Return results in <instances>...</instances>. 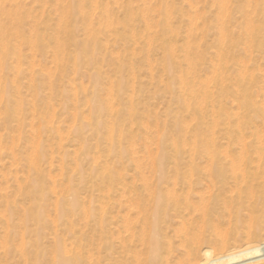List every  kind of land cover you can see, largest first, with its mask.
<instances>
[{
	"label": "bare ground",
	"instance_id": "6f19581e",
	"mask_svg": "<svg viewBox=\"0 0 264 264\" xmlns=\"http://www.w3.org/2000/svg\"><path fill=\"white\" fill-rule=\"evenodd\" d=\"M87 1L88 0H85L84 3H86ZM228 1L230 3V0L213 1L216 12H215L213 25L211 26V30H215V38H214L215 42L211 47L213 48V52L211 53L212 61H210V66H209L212 74L211 75L212 78H210V80L208 79L206 81L204 80L202 81L198 76L194 78V76H196L195 70L197 65L203 64L202 62L200 63V61L198 60L201 58L203 59V57L205 56V53L204 52L202 53V51L200 50L202 48L201 45H199L198 49L197 46L195 47L197 50L196 49L191 50L190 45L180 46L184 59L185 57L187 58L186 67L189 68L188 69L189 71L191 70L190 73H188L190 74L191 77H182L184 71L180 69L181 61L178 60L180 57L178 58V56L176 55L177 47H175L174 45L175 43L172 40L173 32H174L173 24H172V20H173L172 16L175 7L173 5L170 6L169 0H163V2L160 3L158 7L160 19L156 23L153 22L159 28L160 33H157L155 31L154 35H150V34L148 35L147 39L149 42H147V40H144L148 44L155 39H159L160 41V46H161L160 48L163 54L162 62L164 64L162 68L163 71L165 72V75H168V79L170 78L169 81L164 82L163 91L165 90L164 91L165 94L166 95L168 94L170 96V101L169 104L167 105L164 119L161 122L160 121L159 122L160 125L162 123V126L166 130L169 131L170 130L169 128H171L173 132L174 131L177 132L178 136L176 140L173 141L174 147L171 155L170 154L166 155L164 151L165 150L164 147L166 145L165 144L166 136H161V137L157 136L159 143L158 151H160L161 154L160 156L156 155V158L153 162H151L150 160L151 164L153 163L152 166L150 165L152 167L151 170L153 174V182L149 183V179L147 178H145L144 180L142 179L141 185L144 186L142 187V191L143 188H145L144 192H149V189L151 188L150 193H152L153 195L150 211L148 213V220L145 221L146 222L145 226L147 229L145 232V236L147 237V239H145L146 243L144 244L143 249H145V255H147V257L144 260L143 264H169L168 260L165 259L166 258L165 254L167 256V254L172 252V243L170 242L171 239H168L169 238L168 234H166V232H162V227L165 225L166 220L169 217L171 211L174 212V214L178 218L177 226H179V229L176 230L177 231L176 234H178L177 237L180 238L179 247L182 248L181 251L183 252L180 261L178 259V261L174 264H235L237 262L246 261L248 256L263 257L261 259L255 260L250 264L253 263L260 264L259 262L264 261V243H260L253 246L251 242L247 243L245 240L247 244L240 246L235 245L238 242L237 239L241 237L239 235L238 228L240 225L241 213L244 207H246L247 211H249L253 217H256L257 219L258 218L262 219L258 223L254 222V224L252 225V222L250 223V218H249L248 221L250 224L247 222L249 228L248 230L245 231L246 232L245 235L248 238H250V240L252 239L254 240L259 236L261 232L264 231V205L263 204H262L263 206L259 205V203L264 202V186L262 185L261 177H260V171H261L260 157H261L262 147L258 139H255L256 136L254 133L256 132H253L251 134L252 136H254L256 146L253 145L254 143L253 137L251 143L245 142L246 130H247L246 127L248 122H250L253 119H259V117L261 116L260 105H258V102L255 99L257 96L256 94H259V90L261 89L260 77L258 74H255L254 66H251L250 64L249 67L247 62L251 63L253 61V58L256 55L261 54L263 50L264 0H244V7L242 6L243 8H241L240 10L242 18L239 24V28L241 27V30L243 29L242 31L243 35L240 34L242 37L239 35L236 41L233 38V34H232L233 30L231 32L229 29L233 19L228 9ZM114 2H116V0ZM92 4L93 3L91 2V5ZM14 7H16V5ZM92 7L94 6H91V8ZM88 8L89 7L83 3L82 4L78 3L77 5L72 4L70 2L68 5L64 3L57 4L58 11L59 12L61 11V14L65 16V17L62 16L63 19L62 25H64V27L60 28L61 33L64 34V38L63 39H61L62 37L59 38L61 39V42L52 41L53 43L51 45L49 44L50 46H52L51 52L49 51V53H52L55 60L56 72L61 73V77L60 75L59 77H55L52 76V74L51 75L49 74L51 77L49 76L46 77L47 83L45 80L46 84L45 83L43 84L41 82V78L39 77V74L38 75L33 74L31 69V73L33 76H35V78L34 80L32 79L33 77L29 79L31 80V82L33 81L34 82L30 83L29 81H27L31 84L32 93H33L32 96L30 95L31 97L30 100L32 99L33 102L32 104L29 103L31 105L30 106L31 108H29V111L27 113H29V115L30 113L35 114L36 119L35 116L33 118L34 120L37 121L39 127L38 132L40 135L41 132H45L46 134H49L48 136L49 139L57 140L56 141L57 143L54 141L57 146V147L55 146L56 149L54 148L55 149L54 155H57L59 161H61L60 165L62 166V169L66 168L64 161L67 159L68 156L72 155V153H69L67 150L63 149L62 140L66 139V141H69L70 138H72V136L74 135L73 137L77 138L78 141H80V143L82 144V146L80 144L81 148L77 150V154L75 153L76 150L74 151L75 160H71V162L74 163L75 168L74 169L72 168V171L73 170L74 171L72 175L69 176L68 178V182H67L68 188L65 194L59 197H56L57 195H55L56 199L54 203H51L54 205L53 208L58 216V222L54 223L55 230L52 231V233L50 234L51 244H52L50 246L51 247L50 250L52 251L53 249L54 254L53 252L51 253L53 256H55V262L57 259L56 264H92L93 260L86 262L85 259L83 260L84 258L83 254L80 253L81 257H79L76 253H73L72 251L67 249L66 245L62 243V239H61L62 233L59 232L57 227L59 228V226H61L64 228L65 232H68V235L67 234L66 235L69 236L70 239H73L72 244H74L75 248L79 247L80 239L78 240L75 237L77 231L74 230L75 225L72 222V219H70V217L79 216L83 220H85L87 224H90V227H92V232H93V235H91V237L92 236L97 237L99 235L98 230L100 232V235L102 234L103 236L106 230L105 214H106L108 200L110 199L112 193H117L120 195L119 193L120 189L115 190L114 183L116 180L117 185H119V180L122 178L121 177L115 178L114 177L115 174L113 176L112 168L107 160L108 157L103 154L102 152L103 149L101 150L100 146L105 145L107 149V153L109 154L118 153L119 143L117 141L116 135L118 132V136H119V130L120 131L122 130L120 128L121 126H123L122 123L124 121V118L130 121L131 123H134L135 119L139 117L138 116L139 112L137 107L138 103H136L139 99H136L135 97L133 98L130 95L131 94L135 95L138 93V91L141 92L142 85H140V82H137V86H136V84L133 81L131 82L130 76H129L130 77L129 80L123 79L120 76H116V75L114 79H112L113 77H111L110 79V77L106 78L104 76L101 63L104 62L107 58L106 55L102 54L103 50L107 49V44H105V42H104L105 45L102 44L104 40L102 39L103 41L101 42L102 37L100 38L99 36H103L107 38V36H109L108 30L111 29H106L103 31V29L99 27L96 30L93 28H88V26H91L89 20L90 12L88 14L87 11H85ZM125 8H126V14H128L129 17L132 16L133 19H135L136 17L134 15L135 12L133 14V11L131 10L132 7L129 8L128 6H126ZM190 8L191 10L193 9V7ZM153 12L155 11H152V13ZM21 13L23 12L21 11ZM109 14L110 13L106 12V22L111 21L108 18ZM93 15H95V13ZM184 15H182V17H184ZM5 16L10 18L13 15L6 13ZM193 16L196 17L194 14ZM72 18L80 19L79 21H81L83 24L82 26L83 33L85 34V38L83 40L84 43H80L79 41H77L75 38V31L73 29L68 28L67 21L72 20ZM147 19L143 20L145 29L150 30L152 28L154 29V27L156 29V26L153 27L151 21H149L150 19L149 20ZM188 19L189 20L187 21V25L189 24L188 26L190 28L187 29V31H189L188 33H190L193 27L191 23L192 20L191 14H189ZM195 19H197V17L193 18L194 21ZM16 20H18V16ZM24 20L25 18L22 17V21ZM19 21H21V19H19ZM64 21H66L67 24H64ZM2 23L0 24V125H2L1 127H4V129L7 132L9 130H15L17 132L18 129L23 131V128L26 126L25 116L27 115V113L24 108L27 109L25 105L27 106L29 105L28 104L29 99L28 101L25 100L27 101L26 103L23 102L24 99L22 101V96L20 94V91L22 87L25 86L24 83L21 82L24 85L22 87L19 86V84L21 83H19L16 77V81H14L13 78V82L8 84L7 81H5V77L6 79H8V77L10 78L11 76V75L6 76L8 74V70L6 71L7 67L11 68V71H13V73L15 72L14 75L16 76H19L22 72L23 73L26 72L27 69L22 71V68L24 66L23 61H21L22 54L19 56L18 52L21 51L22 49L21 46L23 43L25 46H27V44H25L23 36L21 35L18 36L19 35L18 34L17 36L13 37L12 40L18 39L23 42L21 45L19 44L20 48L18 47L19 51L17 52L16 48L18 46V42L16 46L14 44L15 41L13 43L14 45H11L12 35H9V32H7V29L2 25ZM110 23L112 24V22ZM124 23L127 24L125 21ZM109 24L107 25L108 27L111 26V25L109 26ZM112 27L114 28V26ZM50 31L53 30L51 29ZM49 34L47 35L48 37H46L45 35L46 38H44L43 36L44 34L41 35V33H39L36 30L35 33L33 34V39H32L33 41L28 42L29 46L32 49H35V52H40V54L42 52L47 53V49L49 45L48 44L46 45L45 40L49 38ZM186 34L187 33H185V36H187ZM31 35L32 34H30V36ZM112 35H114L115 38L116 37L118 38L120 36V35L118 36L117 30L115 28L112 31ZM50 37H52V35H50ZM9 38L10 40H8ZM198 39L199 42L200 38ZM125 42L126 41H124L123 43ZM185 44H186V40H185ZM238 46L242 47L244 56L247 57L246 58L247 61L238 62L236 59L234 60V54L232 50H235V48L237 49ZM70 47H72L74 50L70 51L69 50ZM72 52L74 53L73 54L74 58L72 56ZM46 55L47 54H45V56ZM99 56L102 62H100ZM27 57L28 56H26L25 58ZM36 57L37 59H39L38 56ZM71 57L74 59V60L72 59L73 61H71L72 71L74 70L77 71L78 68L82 67L81 62L84 59H87V61L84 60L86 61V64L87 62H89V64L90 62L93 63V67H92V69L94 70V73L92 72L93 80H91L90 78L89 79L94 82L91 83L89 86L82 88L80 90L77 88H72L71 85L74 84L73 80L72 82H70L71 81L70 80L67 83L68 85L71 86L69 89H67L66 86H63L62 82H59V79L63 78L62 77L63 74L66 72L67 68L69 67L67 65V62H69L68 60ZM22 58H23L22 60H24V56ZM29 58L30 57H28V59ZM113 59L116 66L115 74H118L119 72L121 73V71H126L130 75L134 74L135 60L133 58L129 59V57H127L128 60L127 59L123 60L120 57L117 58L114 57ZM24 61L26 62V60ZM35 66H37V64ZM40 66H45V65H40ZM53 66H54V62H53ZM149 66L148 68L150 69ZM45 71L43 73H45ZM4 72L7 73H5V75L3 76ZM56 72L55 74H57ZM66 74L67 73H65V76ZM151 74H153V72L150 73V76ZM209 76L210 75L208 74L207 78H209ZM70 77L72 76L70 75ZM8 81L10 80L8 79ZM29 83L28 85L26 83V85L29 86ZM177 85L180 86V91H179L180 94L178 95H176ZM27 86H25V88ZM157 87L158 86H156L155 90L157 89ZM45 89L48 90V94H49L48 95L49 102L47 103V105H46V97L44 96L45 97L44 98L43 95H41L42 93L41 91L46 92ZM157 91L159 92V90L157 89L154 93H156ZM11 92H13V95L11 94ZM104 92H106L107 94L106 96L104 95ZM128 92L129 93L131 92L130 95L127 94ZM22 93H24V90H22ZM102 93H103V97L105 96V99L101 98ZM154 93L153 96H155ZM78 94H80L82 97L81 102L85 104L83 107L87 106L88 113H84L83 111L80 110V105L79 102L77 101ZM123 95L128 97L123 98ZM27 96L28 95H26V97ZM58 99H59V103L56 104L58 101L54 103V101ZM78 100H80V98H78ZM172 100L179 102L180 106L176 110V115H175L176 120L172 121L173 125L170 126L171 119H169V117L172 114V110H171ZM229 100L237 106L236 110H228L225 107V103H227ZM69 106L71 110H73L72 116L74 118H72V116L71 118L74 119L73 121L74 124H72L71 127L69 126L70 130L66 131L67 132V134L65 133L66 135H63V133H61L62 124L60 125V122L58 121L59 117H57V112H58L57 108L59 109V111H64L67 110ZM183 113L191 117L188 119L194 122L192 126L191 125L188 126L187 123L181 121L182 119L179 120L181 118L180 115H182ZM248 114L250 116H248ZM31 129L34 128L31 127ZM85 131H89L88 136L85 134ZM187 131H189V133L191 134L190 135L191 138H189V140H186L184 136V134L187 133ZM170 132L171 131H169V133ZM21 133L22 132H20V134ZM219 134H221V137H223L226 140L228 146H233L235 144L238 148L233 151L231 150L230 147H226L227 145L226 144L224 145L226 149L221 151V147L219 146L218 143ZM257 134L258 133H256V135ZM1 140L3 141L2 137L0 139V146L2 144ZM90 140L95 141V145H96L95 147L99 149L97 151L98 155H96L95 152L96 156L95 155L93 157L91 156V158H89L90 148L89 147L84 148V146L88 145V141ZM35 142L36 141H34V143ZM44 145L45 143L43 141L38 142V144L36 145L37 147L31 150L32 155H28L29 157H25V160L28 164L27 168L29 169V171L27 170L28 176L25 174L26 179L24 176L25 180L23 179L24 180L23 182H18V180H16L17 182H15L17 183L15 186L16 190L19 192L20 196L22 197V201L20 199H15L13 201L5 200L6 207H3L4 212L2 211L4 214L1 215L0 217L2 223L0 224V227L1 225H3L2 226L3 228L1 227L0 229V231L2 230V234H0L1 236L0 238L2 240L0 239V241H3L1 242L2 246L1 245L0 246L1 249L3 250L2 256L4 260L6 259L5 261L6 263L8 262V264L13 261V256H15V252L20 254L18 258L22 259V262H26L27 264L41 263L40 260L42 259V254L44 253L43 240H44L45 231L47 230L48 226L53 224V220L51 221L50 219L49 221L46 218L47 216L45 212V203L49 200V192L52 193L54 192L53 190H55L56 188L55 187L56 182H54L53 184H51L50 182L49 187L46 186V184H48L47 178L49 177H47L48 174L45 176L46 174V173L44 174L45 170L41 168V163L43 162L46 163V161H48V159L46 160L47 157H45V155L42 152ZM12 148L14 149V147ZM96 148H94V151L97 150ZM155 148L157 147L155 146ZM249 148H252L253 156L254 155L256 156V160L254 159L253 156L252 158L249 156ZM52 155L53 154H51L50 158H52ZM79 157L86 158L85 160L87 162H90V167H89L90 172L87 176L92 179L94 178L95 181H97L96 183H98V186L100 187L99 192L102 193L101 204L95 206L94 203H90L89 205L87 203L88 208H86V210L83 208L85 205L84 206L82 205L84 202L83 203L80 202L78 193L76 192L78 190L72 187L69 188L70 184L72 183L71 179L79 175V171H78L79 164L77 163V161L80 160ZM197 157L202 160L204 159V163L205 162L207 163V166L205 165L206 168L205 167L203 168L202 165H201L202 167L201 166L199 167L195 164V162L197 161L196 160ZM48 158H49V153H48ZM55 159L56 157L53 158V161ZM21 161L23 160L20 159V162ZM255 161L257 162L256 164L257 166L255 165L251 167L250 164L253 165V162ZM129 162L132 163L131 160ZM1 165L2 164H0V166ZM166 166H169L168 168L170 169H168ZM0 172L2 173L3 170ZM118 172L119 171H117V175ZM12 176H14V173ZM77 179H81L82 183L85 181L84 178L81 176H78ZM203 182L204 185H206L207 187L206 188L207 191L204 190V186L202 189L204 192L206 191L207 194L198 191L197 186L200 187V185H202ZM176 185L180 186L181 189L176 188L175 187ZM217 191H220L221 194H217ZM229 191L233 192L232 197L229 198L222 197V193L226 194ZM4 192L3 194H5ZM230 194L231 193H229V195ZM139 196L140 195H138L139 201L143 200V196L142 195L140 197ZM198 196L200 197V199L198 198ZM193 198H195L196 200L193 201ZM260 207H262L263 209ZM78 209L80 210L76 213ZM248 214L249 213H247V217ZM256 214L258 215L256 216ZM225 215H227L226 220L229 218L231 222L233 221L232 233L228 234L229 235L228 240L226 238L223 239L222 238L223 235H221V232L219 231H218L219 232L218 235V232L215 231L217 228L214 230L212 229L213 231L211 230L213 226L215 227V225L213 224L214 223L213 219L223 220L225 219ZM66 217L68 220H66ZM15 220H17V225H14L13 223ZM138 222L139 220L137 219V221H135L133 224V230L131 233V237L133 239L137 238L138 236L140 237V235H137L138 226L140 224ZM227 224H229V222ZM230 240L232 241V243L229 242ZM15 242L18 243L14 245ZM72 244L68 246L71 247ZM105 244L106 243H102L103 248H105ZM81 247L83 246H80L79 248ZM127 252H130L129 248ZM137 255L135 256L134 262L135 264H140L139 262L140 257L136 258ZM52 260L54 259L52 258ZM55 262H53V264H55ZM124 264H126V262Z\"/></svg>",
	"mask_w": 264,
	"mask_h": 264
},
{
	"label": "rangeland",
	"instance_id": "374dc122",
	"mask_svg": "<svg viewBox=\"0 0 264 264\" xmlns=\"http://www.w3.org/2000/svg\"><path fill=\"white\" fill-rule=\"evenodd\" d=\"M89 1H91L94 5L93 4L91 5V2H89ZM114 1L113 0H106V1L105 0H88L86 3H84L85 0H3V1L0 0V11L2 12V13L0 12L1 13L0 14V21H1L0 24L3 22L2 25L7 29V32H9V35H12L11 36L12 38L10 37L11 41H12L11 45L15 44V46H16L17 42H18V46L16 48V51L17 52L19 51L18 47L20 48V45L23 42L21 40H18V39L12 40L13 37L17 36L18 34H19L18 36H20V35L23 36L24 42H25V44H27V46H25L23 43L21 46L22 47L21 51L18 52L19 56L22 54L21 55V61H23V65H24L22 68V71L27 69L26 72L25 73L22 72L19 76H16V75H14L15 72L13 73V71H11V68L7 67L6 71L8 70V74L6 76H9V75H11V76H10V78L8 77V79L10 81H8V79H6V77H5V81H7V83L10 84L13 82V78H14V81H16V77H17V80L19 81V83L22 82L25 84V86H27L29 82L30 83L34 82V81L31 82V80H30L32 77H33L32 78L33 80L35 78V76H33L32 73L36 74V75L39 74V77L41 78V82L43 84L45 83V80L47 83L46 77H48V76L51 77L50 76L51 74H52V76H55V77H59V75L61 77V73L56 72L54 57H53L52 53H49V51L51 52V47H52L50 45L54 41L55 42L56 41L61 42V39L64 38V34L61 33V31H60V28L64 27V25H62V20H63L62 16H64V15L61 14V11L60 12L58 11L57 4L64 3V4L68 5L70 2L72 4L77 5L78 3L79 4L83 3L89 7L85 11H87L88 14L90 12L89 20H90V24L92 27L88 26V28H93L96 30L99 27V28L103 29V31L106 29H111V30H108L109 36H107V38H105L103 36H99L100 38L102 37L101 42L104 40L102 44H104V42H105V44H107V49L103 50V53H102V54L107 56L106 60L104 62H102L100 60L101 58L99 56V60H100V62H102L101 66H102V71L104 73V76L106 78L110 77V79H111V77H113L112 79H114V77L116 75V76H120L121 78L127 79V80H129V78L131 77L130 78L131 82L133 81L136 84V86H137V82H140V85H142L141 92L138 91V93L135 95H132V94L130 95L131 92L127 93L128 95L132 96L133 98L135 97L136 99H139L136 102V103H138L137 107H138V112H139L138 116L139 117H137L135 119L134 123H131L130 121H128L127 119L124 118V121L122 123L123 126H121V128H120L122 130L121 131L119 130V136H118V132L116 135L117 141L119 143L118 144L119 152L109 154V153H107V149H106L105 145L100 146V149L101 150L103 149L102 150L103 154L108 157L107 160L110 163V166L112 168L113 176L115 174V176H114L115 178H118V177L122 178L119 180V185H117L116 180L114 183V189L115 190L120 189V192H119L120 195L117 193H112L110 199L108 200L106 214H105V216H106V222H105L106 230H105L103 236H102V234L100 235V232L98 230L99 235L97 237H93V236L91 237V235H93V232H92V227H90V224H87L85 222V220H83L79 216L70 217V219H72V222L75 225L74 230L77 231V234L75 235V237L78 240L80 239L79 247L80 246H83V247H81V248L76 247L75 248L74 244H72L73 239H70V237L67 236L68 232H65L64 228L61 226H59V228L57 227V229L59 230V232L62 233L61 234L62 243L66 245L67 249L72 251L73 253H76L79 257H81L80 253L83 254L84 255L83 260L85 259L86 262L93 260L92 264H124L125 262H126V264H131V263L135 264V262H134L135 256L137 255V252H138V255L136 258L140 257L139 262H140V264H143L144 260L147 257V255H145V249H143L144 244L146 243L145 239H147V237L145 236V232L147 230L146 226H145V223H146L145 221L148 220V213L150 211V206L152 203V196L153 195H152V193H150L151 188L149 189V192H144L145 188H143V191H142V187H144L143 185H141L142 179L144 180L145 178H147V179H149V183L153 182V174H152V170H151V168H152L151 166L153 163L151 164V162H153L155 160L156 155L160 156V154H161V152L158 151V149H159L158 137L159 136L160 137L166 136V140H165L166 145L164 147V149H165L164 151H165L166 155L167 154L171 155V153L173 152V147H174L173 141L176 140L178 133L175 131L173 132V130L171 128H169L170 129L169 131H171L169 133V131L166 130L162 126V123L160 125V122L164 119L166 108H167V105L169 104V101H170V96L168 94L167 95L165 94V92H164L165 90L163 91V88H164L163 86H164V82L169 81L170 78L168 79V75H165V72L163 71V68H162L164 65L162 62L163 54H162V50L160 48L161 46H160L159 39H155L152 42H150L149 44L147 43V42H149L147 39L149 34L154 35L155 31L157 33H160L159 28L154 23H156L160 19L158 7H159L160 3L163 2V0H116V2H114ZM213 1L212 0H169L170 6L173 5L175 7V9L173 10V16H172V18H173L172 24H173V29H174L172 40L175 43L174 44L175 47H177L176 55L178 56V58L180 57L178 59L179 61H181V63H180L181 68L180 69H182L184 71L182 74V77H191L190 74H188V73H190L191 70L189 71L188 70L189 68L186 67L187 58L185 57V59H184L183 53L181 52V49H180V46L181 45H190L191 50H194V49H196L195 48L196 46L198 49L199 45H201L202 48L200 50L202 51V53L203 52L205 53V56L203 57V59L201 58L198 60V61H200V63L202 62L203 64L197 65L196 70H195L196 76H194V78H196L198 76L200 78V80H202V81L203 80L206 81L208 79L210 80V78H212L211 77L212 74H211L209 66H210V61H212L211 60V58H212L211 53L213 52V48H211V47L213 46V44L215 42L214 41L215 30H211V26L213 25L214 18H215V12H216ZM42 2H44V3H42ZM95 2H96V4H95ZM116 3H117V5H116ZM15 5H16V7H14ZM239 5H240V7H239ZM91 6H94L95 8L94 7L91 8ZM126 6H128L129 8H131V7L133 8V9L131 8V10L133 11V14L135 12V14H134L136 16L135 19H133L132 16L129 17V15L126 14V8H125ZM242 6L244 7V0H230V3L228 1V9H229V11L231 13V17L233 19L232 24L230 25L229 29L231 32L233 30L232 34H233V38L235 39V41L238 39L239 35L242 34V31H243V29L241 30V27L239 28V24H240L241 18H242L241 12H240L241 8H243ZM188 7L189 8L193 7V9L191 10V8L189 9ZM105 9H106V12L110 13L108 15V18L111 21L106 22ZM18 10H19V12H18ZM21 11L23 13H21ZM152 11H155V12L152 13ZM13 12H14V14H13ZM139 12L142 14H140ZM149 12H150V14H149ZM6 13L11 14L13 16H11L9 18V17L5 16ZM38 13H40V14H38ZM41 13H42V15H41ZM94 13H95V15H93ZM146 14H147V16H146ZM184 14L186 15V18H185ZM189 14L192 15L191 23L193 25L192 30H191L192 32L190 31V33H188L189 31H187V29L190 28L188 26L189 24L187 25V21L189 20L188 19ZM193 14L197 17V19H195V21L197 20L196 22L193 20V18H196L193 16ZM182 15H184V17H182ZM17 16H18V20H16ZM22 17L25 18L24 21H22ZM90 17H93V18H90ZM144 17H145V19L148 18L147 20L150 19L149 21H151L153 27L156 26V29L154 27V29L152 28L150 30H146L145 26H144V22H143V20H145ZM130 18H131V20H130ZM19 19H21V21H19ZM75 19L76 18H72V20H68L67 21L68 24L66 23V21H64V24H67L69 29H73L75 31V38L77 41H79L80 43H84L83 40L85 38V34L83 33V27H82L83 24L81 21H79L80 19H76V22H75ZM100 19H102V20H100ZM104 19H105V21H104ZM127 20H128V22H127ZM124 21L127 24H125ZM45 22H47V23H45ZM110 22H112V24ZM113 22H114V24H113ZM201 22H202V24H201ZM195 23H196V25H195ZM108 24H109V26L110 25L111 26L108 27L107 26ZM15 25H16V27H15ZM206 25H208V26H206ZM112 26H114V28L117 30L118 36L120 35L118 38L117 37L115 38V36L112 35V31L114 29ZM36 27H37V29H36ZM200 27H201V29H200ZM48 28H51L53 31H50L51 29H48ZM12 30H14V31H12ZM36 30L39 33H41V35L44 34L43 35L44 38L48 37L47 35L50 33L49 34L50 39L48 38L45 40L46 45L50 44L48 49H47V53L42 52L40 54V52H35V49H32L29 46L28 42L33 41L32 40L33 34L35 33ZM30 31H32V32H30ZM43 32H45V33H43ZM78 32H80V33H78ZM185 33H187L186 35L188 36V39H187V36H185ZM30 34H32V35L30 36ZM131 34L134 37H132ZM200 34H201V36H200ZM45 35H46V37H45ZM50 35H52V37H50ZM241 37H240V39H241ZM10 38L8 40H10ZM59 38H61V39H59ZM111 38H112V41H111ZM198 38H200L199 42H198V40H199ZM144 40H147V42ZM185 40H186V44H185ZM14 41H15V43H14ZM109 41H110V43H109ZM124 41H126V42L123 43ZM197 42H198V44H197ZM205 42H206V44H205ZM148 45H149V47H148ZM178 47H179V49H178ZM111 48H112V50H111ZM30 50H31V52H30ZM69 50L73 51L74 49L72 47H70ZM114 50H115V52H114ZM127 50H129V51H127ZM22 51H23V53H22ZM232 51L234 54V60L236 59L238 62L239 61H242V62L247 61L246 60L247 57L244 56V53H243L241 46H238L237 49L235 48V50H232ZM45 54H47V55L45 56ZM73 54L74 53L72 52V56L74 58ZM35 55L38 56L39 59H37V57ZM23 56H24V60H26V62L24 60H22ZM26 56L30 57L29 58L30 60L28 59V57L25 58ZM114 57L115 58L120 57L123 60H126L127 57H129V59L133 58L135 60L134 74L130 75L126 71H121V73L119 72L120 74L119 73L115 74V71H116L115 67L116 66H115L114 59H113ZM73 58L71 57L68 60L69 62H67V65L69 67L67 68V70L65 72V73H67L66 76L64 73L62 76L63 78H60V79L58 78V79H59V82H62L63 86L67 87V89H69L72 86V88H77L80 90L82 88L89 86L91 83L94 82V81H91V80H93L92 74L94 73V70L92 69L93 63L90 62V64H89V62H87V64H86L87 59H84L86 61L83 60L82 61L83 64L81 62L82 67L78 68L77 71H75V70L72 71V68H71L72 62L71 61L74 60ZM35 59H37L38 61ZM53 62H54V66H53ZM24 63L26 65L28 64L30 68L28 67V65L26 66ZM21 64H22V62H21ZM36 64H37V66H35ZM247 64L249 65V67H250V64H251V66H254L255 74H258L260 77V88L261 89L259 90V94H256L257 96L255 95L256 96L255 99L257 100L258 105H260L261 116L259 117V119L251 120L250 121L251 124H250V122H248V124H247L248 128L246 127L247 130H246L245 142L251 143L252 137H253V141H254L253 145L256 146L254 136H252L251 134L253 132L258 133L257 135H256V133H254V134L256 136L255 139H258V141L260 142L261 147H262V149H261L262 152H261V157H260V159H261L260 177H261L262 185L264 186V38H263V50H262L261 54L256 55L253 58V61L251 63L247 62ZM40 65H45V66H40ZM32 66H34V67H32ZM101 66H98V67H101ZM148 66L150 67V69L148 68ZM257 66H258V69H257ZM38 67H39V69H38ZM185 67H186V69H185ZM255 67L257 70L255 69ZM9 69L11 72L9 71ZM31 69H32V73H31ZM48 70H49V72H48ZM198 70H199V73H198ZM35 71L36 72L38 71V72L36 73ZM44 71H45V73H43ZM55 72L57 74H55ZM151 72H153V74H151V76H150ZM5 73H7V72H4L3 76L5 75ZM26 73H28V74H26ZM76 73H78V74H76ZM29 74H30V76H29ZM184 74L185 75L187 74V75L185 76ZM208 74L210 75L209 78H207ZM70 75L72 77H70ZM21 78H22V80H21ZM24 78H26V79H24ZM43 78H45V79H43ZM134 78H136V79H134ZM72 80H73L74 84L71 86L68 85L67 83L69 81L72 82ZM27 81H29V82H27ZM22 83L19 84V86L22 87L24 85ZM26 83H27V85H26ZM30 83H29V86L26 87L27 89L24 86V87H22V89L20 91V88H19L20 94L22 96V101L24 99L23 102L26 103L29 99L28 104L29 103L32 104V102H33L32 99L30 100V98H31L30 95L32 96V94H33ZM156 86H158L157 87V89L159 90V92L157 91L158 94H157V92L154 93L157 90V89L155 90ZM176 88H177L176 95H178V94H180L179 93L180 86L177 85ZM22 90H24V93H22ZM45 90H46V92L41 91L42 92L41 95H43V97L44 96L46 97V105H47V103L49 102V98H48L49 94H48V90L47 89H45ZM152 92L154 93L155 96H153ZM11 94L13 95V92H11ZM26 95H28V96L26 97ZM104 95L105 96L107 95L106 92H104ZM105 96L103 97V93L101 94L102 99H105ZM126 97H128V96L123 95V98H126ZM78 98H80V100H78ZM25 100H27V101H25ZM42 100H44V99H42ZM81 100H82V97L80 94H78L77 95V101L79 102L80 110L83 111L84 113H88L87 106L83 107L85 104L82 103ZM54 103L58 104L59 99L54 101ZM30 104L28 106L25 105V107H27V109L24 108L26 110V113L29 111V108H31ZM40 104H41V102H40ZM171 104H172L171 105L172 114L169 117V119H171L170 120L171 121L170 126L173 125L172 121L176 120V117H175L176 110L180 106L179 102H177L175 100H172ZM56 106H58V105H56ZM225 107L228 110H236L237 106L229 100L227 103H225ZM69 108H70V106L68 107L67 110H64V111H59V109L57 108V110H58L57 117H59L58 121L60 122V125L62 124L61 125V131H62L61 133H63V135H66L67 134L66 131L70 130L69 126L71 127L72 124H74L73 123L74 119H72V118H74L72 116L73 110H71V108L70 109ZM27 115L25 116L26 117V126L23 128V131L18 129L17 132L15 130H9L7 132L4 129V127H1L2 125H0V139H1V137L3 139V141L1 140L2 144L0 146V158H1L0 164H2L0 166V169H1L0 171L3 170L2 173L0 172V191H1L0 192V217H1V215L4 214L3 213L4 212L3 207H6L5 200L6 201H13L15 199H20L22 201V197L20 196L19 192L16 190L15 186L17 183H15V182H17L16 180H18V182H23L26 179V175H27L29 169L27 168L28 164L25 160V157H29L28 155H32L31 150L33 148L37 147L36 145L38 144V142L43 141L45 143V145L42 149V152L45 155V157H47L46 160L48 159L49 162L46 161V163L45 162L41 163V168L45 170V172H44V174L46 173L45 176L48 174L47 177H49V178L46 177L47 183H48V184H46V186L49 187L50 182H51V184L56 182V184H55L56 188H55V190H53L55 193L49 192V200L45 203V212H46V216H47L46 218L49 221H50V219H51V221L53 220V224L48 226L49 228L47 227V230L45 231L44 240H43L44 253L42 254V259L40 260L41 263H39V264H53V262H55V256H53L51 253V252H53V249H52V251L50 250L51 249L50 246L52 245L50 234L52 233V231L55 230L54 229V223L58 222V216H57L56 211L53 208L54 205L51 203H54V201L56 199L55 195H57L56 197H59V196L65 194V192L68 188V183H67L68 178H69V176L72 175V173L74 171V170L72 171V168L73 169L75 168L74 163H72L71 160H75V153L77 154V150H79L81 148L82 144L80 143V141H78L77 138L73 137L74 135L72 136L73 139L70 138L69 141H66V139L64 137L65 140H62L63 149L67 150L69 153H72V155L68 156L67 159L64 161L66 168L62 169V166L60 165L61 161H59V158L57 155H54V150L57 147L56 146L57 140L49 139L48 138L49 134H46L45 132H41V135H40L38 132L39 127H38L37 121L34 120V118H33L35 116V114L30 113V115L32 117L29 115V113H27ZM71 116H72V118H71ZM180 116H181V118L179 120L182 119L181 121H184L185 123H187L188 126H190V125L192 126V124H194V122L192 120L188 119L191 117L185 115V113H183ZM248 116H250V115L248 114ZM30 119L32 122L30 121ZM35 119H36V116H35ZM68 123H70V124H68ZM135 123H136V125H135ZM156 123H157V125H156ZM66 125H67V127H66ZM31 127L34 129H31ZM36 127H37V129H36ZM162 127H163V129H162ZM20 132H22V133L20 134ZM36 132H38V133H36ZM187 133H185L184 136H185L186 140H189V138H191L190 137L191 134L189 133V131H187ZM85 134L88 136L89 131H85ZM30 135H31V138H30ZM169 138L171 141L169 140ZM34 141H36L35 142L36 144L34 143ZM60 143H61V141H60ZM218 143H219V146L221 147V151L226 149V147H230L231 150H233V151L238 148L235 144L234 145L232 144L233 146H228L226 140L223 137H221V134H219ZM223 143H225V144H223ZM80 144H81V146H80ZM10 145H12V146H10ZM224 145H226V147ZM95 146H96L95 141H93V140L88 141V145L84 146V148H88V147L90 148L89 158H91V156L93 157L95 155V152H96V155H98L97 151L99 149L96 148ZM155 146L157 148H155ZM7 147H8V149H7ZM9 147H11V148L14 147V149L13 148L11 149ZM23 148L25 151L23 150ZM94 148H96L97 150L94 151ZM186 149H188V148H186ZM74 151H75V153H74ZM9 152H10V154H9ZM11 152L13 153V156H12ZM153 152H154V154H153ZM48 153H49V158H48ZM51 154H53L52 158H50ZM23 155H24V157H23ZM158 156H157V158H158ZM249 156L251 158L253 156L252 148H249ZM249 156H248V158H249ZM55 157H56V159L57 158L58 159L57 160L55 159L53 161V158H55ZM152 157H153V159H152ZM253 157L256 160V156L254 155ZM17 158H18V160H17ZM149 158H151V159H149ZM20 159L23 161L20 162ZM79 159L80 160L77 161V163L79 164L78 165V167H79V170H78L79 175L78 176L83 177L85 181L82 183L81 179H77L78 176L75 178H72L71 179L72 183L70 184L69 188L72 187V188L78 190L76 192L78 193L80 202H82V203L84 202L82 205L83 206L85 205L83 208L86 210V208H88V205L90 203H94L95 206L101 204L102 193L99 192L100 187L98 186V183H96L97 181H95L94 178L92 179V178H89L87 176L90 172L89 171L90 162H87L85 160L86 158H83V157H79ZM110 159H112V160H110ZM130 160L132 161V163L129 162ZM150 160H151V162H150ZM196 160H195L196 161L195 164L197 166L200 167L202 165L203 168L204 167L206 168L207 163L206 162L204 163V159L202 160V159H199L197 157ZM51 161H53L54 164ZM149 162H150V164H149ZM49 163H52V164H49ZM12 164H13V166H12ZM256 164H257V162L255 161V162H253V165L250 164V166L252 167V166H255ZM58 166H59V168H58ZM5 167H7V168H5ZM166 167L168 168L169 166H166ZM168 169H170V168H168ZM117 171H119L118 175H117ZM15 172H16V174H15ZM50 172H51V174H50ZM13 173H14V176H12ZM119 173H120V176H119ZM3 175H4V177H3ZM24 176H25V179H24ZM54 178H55V180H54ZM203 186H204V190L207 191V189H206L207 187H206V185H204V182L202 183V185H200V187L197 186L198 191L201 193L204 192L202 189ZM175 187L178 189H181L180 186L176 185ZM136 190H137V192H136ZM206 191L204 192V194L206 193ZM208 191H209V189H208ZM3 192L5 194H3ZM57 192H58V194H57ZM15 193H16V196H15ZM227 193L226 194L222 193V197H228L229 198V197L233 196V192L229 191ZM229 193H231V194L229 195ZM217 194H221V192L217 191ZM138 195H140V196L142 195L143 200L139 201ZM198 198L200 199L199 196H198ZM99 199H100V201H99ZM194 200H196V199L193 198V201ZM24 203H26V202H24ZM87 203H88V205H87ZM262 204L264 205V202L259 203L260 206ZM260 208H262V207H260ZM1 209H3V210H1ZM79 210L80 209H78L76 211V213ZM247 213L250 214V212L247 211L246 207H244V209L241 213L240 225L238 228V232H239V235L241 237L237 239L238 242L235 244L236 246L244 245V244H247L248 242H251L253 244V246L260 244V243H264V231L261 232L259 234V236L254 239L255 241L253 239L250 240V238H248L245 235V233H246L245 231L248 230V228H249V225L247 224V222L249 223V221H248L249 218H250V223L252 222V225L254 224V222L258 223L260 220H262L261 218L257 219L256 217H253L251 214L250 215L248 214V217H247ZM257 215L258 214H256V216ZM226 217H227V215H225V219H223V220L213 219V221H214L213 224L215 225V227L213 226L211 228V230L212 229L214 230L217 228L218 230L216 229L215 231L221 232V235H223L222 238L223 239L226 238L228 240V238H229L228 234L232 233L233 221L231 222L230 219L228 218L227 220H228L229 224H227L228 222L226 220ZM252 218H254V219H252ZM137 219L139 220L138 223H140L138 226L137 235H140V237L138 236L137 238L133 239L131 237V233L133 230V224L135 221H137ZM177 219L178 218L176 217L174 212L171 211L169 214V217L166 220L165 225L162 227V232H166V234H168V237H169L168 239H171L170 242L172 243V252L167 254V256L165 254V257H166L165 259L168 260L169 264L176 263L178 261V259L180 261V259L182 257L181 255L183 254V252L181 251L182 248L179 247L180 246V243H179L180 238H178L177 237L178 234H176V232H177L176 230L179 229V226H177V224H178ZM66 220H68L67 217H66ZM13 223H14V225H17V220H15ZM0 224H2L1 220H0ZM200 224H202V223H200ZM2 226L3 225H1V227ZM1 227H0V229H1ZM245 228H247V229H245ZM211 230H210V232H211ZM219 232H218V235H219ZM0 234H2V230L0 231ZM63 234H65V235H63ZM78 235H79V237H78ZM221 235H220V237H221ZM140 239H142V240H140ZM245 240L247 243L245 242ZM1 242H3V241H0V245H1ZM229 242L232 243L231 240ZM17 243L18 242H15L14 245ZM102 243H106L105 248L102 247ZM70 244H72L71 247L68 246ZM1 246H0V264H8V262L6 263V261H5L6 259L4 260V258L2 256L3 250L1 249ZM128 248H129L130 252H127ZM86 253H87V255H86ZM127 253L129 254V257H128ZM53 254H54V252H53ZM19 255H20L19 253L15 252V256H13V261L10 262L9 264H22V263L27 264L26 262H22V259L18 258ZM52 258L54 260H52ZM261 258H263V257L262 256H254V257L248 256L246 261L237 262L235 264H250V263L254 262L255 260L261 259ZM170 260H171V262H170ZM56 263H57V259H56L55 264ZM259 263L263 264L264 261L259 262ZM253 264H256V263H253Z\"/></svg>",
	"mask_w": 264,
	"mask_h": 264
}]
</instances>
